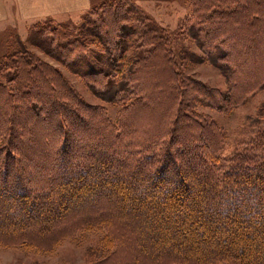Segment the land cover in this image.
Returning a JSON list of instances; mask_svg holds the SVG:
<instances>
[{
    "label": "trees",
    "instance_id": "1",
    "mask_svg": "<svg viewBox=\"0 0 264 264\" xmlns=\"http://www.w3.org/2000/svg\"><path fill=\"white\" fill-rule=\"evenodd\" d=\"M121 1L103 2L108 15L100 22L90 18L91 8L83 14L74 38L80 51L71 59L75 48H66L72 39L44 41L40 49L91 90L97 89L94 78L105 77L108 89L101 93L110 96L108 101L124 98L125 74L135 75L132 66L147 43L146 33L151 34L147 50L164 57L167 73L173 68L171 78L178 82L179 88H166L171 106L177 95L181 100L196 95L200 103L227 112L264 89L263 69L255 67L247 78L250 71L238 67L245 66L238 63L243 53L232 54L264 38V0H189L186 36L224 76L223 92L199 82L187 85L166 60L167 39L129 17ZM36 35L30 31L26 40L37 46ZM93 41L98 51L88 47ZM226 44L229 50L222 48ZM8 58L0 63V244L47 251L76 232L103 229L105 255L99 264H264V105L245 119L243 129L252 131L248 142L229 155L223 154V133L215 122L195 111H176L168 131L139 144L128 124L130 111L115 125L35 54L20 51ZM156 58L142 60L154 66ZM158 80L152 88L161 84ZM187 207L195 213L185 212ZM171 223L182 230L199 225L210 235L185 246L162 239L157 230L155 246L148 234ZM226 238L228 244L222 243ZM118 255L124 259L115 260Z\"/></svg>",
    "mask_w": 264,
    "mask_h": 264
},
{
    "label": "rangeland",
    "instance_id": "2",
    "mask_svg": "<svg viewBox=\"0 0 264 264\" xmlns=\"http://www.w3.org/2000/svg\"><path fill=\"white\" fill-rule=\"evenodd\" d=\"M106 1L109 0H104L91 8L93 11L90 18L96 22H100V20L108 15V11L105 9L106 5L102 4ZM120 9L127 10L129 12V17L134 18L135 16L139 20L141 19V24L152 25L160 31L159 34L162 39H167L166 50L170 54L169 58L166 57L167 62H173L175 64L174 70L184 78V81H188L187 85L195 86V82H199L218 92H223L227 88L226 80L222 73L214 65L205 60L201 51L196 47L194 40L186 36V19H189L191 15L189 0H124L120 2ZM99 13L100 16H102L101 19L98 17ZM82 16L77 20H62L60 23L51 19L39 20L35 22L36 25L32 29L29 27L26 35L25 33L21 35L18 34L17 30L13 28H11L12 30L0 34V63L6 61V59H4L5 56L10 58L20 51L35 54V56L44 63L57 68L62 76L70 82L78 96L88 105L92 106L94 110L103 111L113 124L117 125V121L121 115L125 114L126 111H130L127 112L129 118L128 124L132 128V131L135 132L134 136L138 137V141L140 140L139 144H142V139L145 138L144 140H146L147 136H152V140H155L159 132L168 131L176 111H195L213 120L217 128L223 133L224 155L233 153L238 146L248 142L252 131L243 129L245 126V119L248 116H254L262 105H264V89L258 90L247 102L227 112L220 111L215 106L211 107L200 103L197 101L196 95L194 99H191V97H189L190 95H187L182 100L177 95L176 97L178 98L171 106V100L167 95L168 87L174 86L175 84L178 86L176 79L171 78L173 77V68L171 69L169 67L172 71V75L168 74V64H166L164 57H161V55H155L158 64L156 63L154 66L147 65V63L142 60L145 57L153 60L155 57L152 56L151 51L149 52L147 50L151 48V44L148 40L151 36L150 33L145 34L144 39L147 40V43L145 42L146 44L142 49L140 59L137 60V65L132 66V69H134L132 73L134 72L136 76H131L129 74H125L126 76L124 75L127 84L123 86V90L120 92V94H122L121 97L123 98L124 96L123 99L119 101L106 100L109 95L103 93L108 89V84L107 81H105L106 78L103 76L102 78H94L96 80L97 89L91 90L81 76L70 70L64 63L52 58L40 49H44V41L46 44L52 41L53 44L55 41L63 42L72 39L71 44H69L66 49H70L69 46L73 45L75 50L72 54L70 53L71 57L70 54L68 56L71 59L76 53H79L80 49L77 47L74 38L75 35L80 33V25L83 21ZM229 24L225 25L228 27ZM30 31L38 34L35 38L37 46L31 45L30 42L26 40ZM62 35H66V37ZM141 39L137 38L136 41ZM95 44L96 42L93 41L88 47L98 51L96 49L98 45L96 44V46ZM136 46L137 44L134 43L130 50H134ZM222 48L228 49L229 46L227 44L222 45ZM253 50H255V52L249 55ZM129 52H126V55H129ZM238 53H243L240 55L242 60L241 62L238 60V63L245 65L238 67L244 72L250 71L247 73L249 75L247 78L250 77V73L253 72L254 68L258 66L263 69L264 74V61L261 62V60L264 59V38L262 41L254 42L253 47L248 50H244V52L240 49L233 50L232 54L236 55ZM153 78H155V80ZM156 79L162 82L158 80L161 84L156 83V87L152 88L153 82L156 81ZM136 86L138 87L136 88ZM102 91L103 93H101ZM194 93H199L197 88L194 89ZM135 96H139V98H137V100H140L138 103L132 102L133 99H136ZM167 114L171 115L170 120L167 118L168 116L165 117ZM167 119L169 121H167ZM136 132H141L139 133L141 135H136ZM21 136V133L18 134L17 137L19 139H14V142L19 141ZM131 140L135 141V137H132ZM97 178L103 179L104 177L99 176ZM105 197H107L108 200L110 199L108 194L105 195ZM93 201L94 200L90 201L87 205L88 210L92 209L90 205ZM116 206L118 205L116 204ZM185 212L195 213V210L192 207H187L185 208ZM27 213L32 214V211L27 210ZM165 217L167 218V214L162 217L164 222L166 221L164 220ZM168 226V229H163V227L161 229L157 227L153 228L151 230L152 233L150 235L148 234V237H150V240L152 239L155 246L157 244L155 242L156 240H153V235L158 234V236H160L159 232L161 231L162 239L166 240L172 238L176 240V244L182 243L185 246L193 243L195 238L198 239V242L203 243L205 242L204 239L210 235V231H206L199 225L186 224L183 230L175 229V223H171ZM257 227L260 228L261 224H258ZM215 228L217 229L218 227L215 226ZM102 230L103 229H92L76 232L72 237L63 239L52 249L47 251H32L26 250L20 246H5L0 244V264H99L100 261H103L100 259H103L105 255L101 248L102 239L105 236ZM157 230L159 232H157ZM231 232H234L233 228ZM228 242L229 240L226 238L222 243L228 244ZM114 258L115 260L124 259V255H118Z\"/></svg>",
    "mask_w": 264,
    "mask_h": 264
},
{
    "label": "crops",
    "instance_id": "3",
    "mask_svg": "<svg viewBox=\"0 0 264 264\" xmlns=\"http://www.w3.org/2000/svg\"><path fill=\"white\" fill-rule=\"evenodd\" d=\"M102 1L104 0H0V34L13 28L18 34L26 35L29 27L42 19L59 23L62 20H77Z\"/></svg>",
    "mask_w": 264,
    "mask_h": 264
}]
</instances>
